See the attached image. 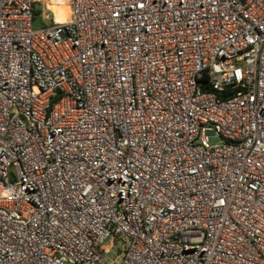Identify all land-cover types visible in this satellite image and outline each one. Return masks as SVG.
<instances>
[{
	"label": "built area",
	"instance_id": "2783aa9c",
	"mask_svg": "<svg viewBox=\"0 0 264 264\" xmlns=\"http://www.w3.org/2000/svg\"><path fill=\"white\" fill-rule=\"evenodd\" d=\"M39 3L0 0V264H264V0Z\"/></svg>",
	"mask_w": 264,
	"mask_h": 264
},
{
	"label": "rangeland",
	"instance_id": "374dc122",
	"mask_svg": "<svg viewBox=\"0 0 264 264\" xmlns=\"http://www.w3.org/2000/svg\"><path fill=\"white\" fill-rule=\"evenodd\" d=\"M42 9H43V15L44 18L48 20L52 19V13L49 11V9L51 10V8L49 7V9L46 7V5L42 4L41 5ZM39 24L37 23L36 26H38ZM40 26V25H39ZM222 141L218 138H213L211 143L212 144H219ZM105 248H111L110 254L107 256V263L112 264L113 261L117 258L118 255H120V252H122L123 250V245L120 243L114 244L113 240L109 239L108 241L105 242L104 244Z\"/></svg>",
	"mask_w": 264,
	"mask_h": 264
},
{
	"label": "bare ground",
	"instance_id": "6f19581e",
	"mask_svg": "<svg viewBox=\"0 0 264 264\" xmlns=\"http://www.w3.org/2000/svg\"><path fill=\"white\" fill-rule=\"evenodd\" d=\"M50 8L55 14L56 22L65 23L70 18V7L67 0H50Z\"/></svg>",
	"mask_w": 264,
	"mask_h": 264
},
{
	"label": "trees",
	"instance_id": "16d2710c",
	"mask_svg": "<svg viewBox=\"0 0 264 264\" xmlns=\"http://www.w3.org/2000/svg\"><path fill=\"white\" fill-rule=\"evenodd\" d=\"M42 4H37L35 7V17H34V25L35 27H41L43 25H45V21H44V15H43V9L41 7ZM39 24L38 26H36V24Z\"/></svg>",
	"mask_w": 264,
	"mask_h": 264
}]
</instances>
